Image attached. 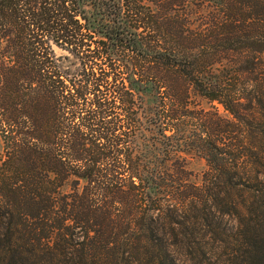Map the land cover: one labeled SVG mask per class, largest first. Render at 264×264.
<instances>
[{
  "label": "trees",
  "instance_id": "1",
  "mask_svg": "<svg viewBox=\"0 0 264 264\" xmlns=\"http://www.w3.org/2000/svg\"><path fill=\"white\" fill-rule=\"evenodd\" d=\"M0 143V264H264V0H0Z\"/></svg>",
  "mask_w": 264,
  "mask_h": 264
},
{
  "label": "rangeland",
  "instance_id": "2",
  "mask_svg": "<svg viewBox=\"0 0 264 264\" xmlns=\"http://www.w3.org/2000/svg\"><path fill=\"white\" fill-rule=\"evenodd\" d=\"M154 101V94L153 93H146L144 97V102L147 107H150ZM190 101L194 104L195 108H203V110L207 111L208 113L213 112L214 110L221 116L229 118L230 115L226 110L222 108V106L215 102V101H207L205 98L195 94H190ZM1 145V143H0ZM1 152V146H0ZM183 155V153L181 154ZM186 169L190 171L191 175L190 178L197 182V176L201 174V172L206 168L205 160L196 154H186Z\"/></svg>",
  "mask_w": 264,
  "mask_h": 264
}]
</instances>
